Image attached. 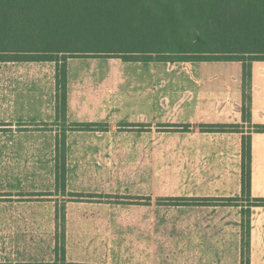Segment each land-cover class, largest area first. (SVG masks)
<instances>
[{
	"label": "crops",
	"instance_id": "1",
	"mask_svg": "<svg viewBox=\"0 0 264 264\" xmlns=\"http://www.w3.org/2000/svg\"><path fill=\"white\" fill-rule=\"evenodd\" d=\"M99 58L66 60L64 114L57 111L54 61H0V264L47 262V240L28 225L46 222L48 195L126 190L129 144L141 197L136 223L145 229L137 234L136 264H241L247 208L249 264H264V205L253 204L264 199V132L255 129L264 125V60L93 61ZM61 123L69 129L60 157L64 192L55 178ZM244 137L249 200L241 192ZM53 214L59 221L57 202ZM83 248L66 244L65 262L104 260ZM77 251L86 259H67Z\"/></svg>",
	"mask_w": 264,
	"mask_h": 264
},
{
	"label": "trees",
	"instance_id": "2",
	"mask_svg": "<svg viewBox=\"0 0 264 264\" xmlns=\"http://www.w3.org/2000/svg\"><path fill=\"white\" fill-rule=\"evenodd\" d=\"M72 57L264 60V0H0V61H54L57 111L61 114L66 108V60ZM90 126L72 124L71 127ZM255 129L264 132V125ZM60 148L64 155V138L57 140L55 147L56 186L64 192L65 164L62 160L60 165ZM241 175L242 196L249 200L247 137L242 144ZM253 204L264 205V199H254ZM242 215L241 264H249V209H243ZM58 251L56 248V255ZM60 251L64 264H87L67 263L63 244Z\"/></svg>",
	"mask_w": 264,
	"mask_h": 264
},
{
	"label": "rangeland",
	"instance_id": "3",
	"mask_svg": "<svg viewBox=\"0 0 264 264\" xmlns=\"http://www.w3.org/2000/svg\"><path fill=\"white\" fill-rule=\"evenodd\" d=\"M100 57L95 62L106 63L108 60ZM92 61V60H91ZM74 64L79 61L71 62ZM83 63V62H80ZM249 63V62H247ZM247 73V71H246ZM243 84L248 89L249 80L247 74L243 79ZM59 99V98H58ZM60 102V99H59ZM67 125L61 123L60 134L63 139ZM59 156H63V149L60 148ZM127 164V183L126 190L110 192V196L105 195L103 191L94 193H65L64 197L58 195L52 197L48 195V216L46 222L29 224L33 233L41 232L42 239L47 240L49 249V258L47 262L41 264H64L61 255L62 244L83 245V250L97 252L98 255H104V260L98 264H136V238L137 234L143 232V225L136 223V207L141 203V197L136 196L135 183V144H129V158ZM104 183L105 177H98ZM93 179L90 177L89 180ZM73 194V195H71ZM75 199L74 201H67ZM162 200V199H160ZM57 202L59 213L62 206L67 207V225L62 229V222H55L53 214L54 203ZM59 214V215H60ZM6 227V226H5ZM58 248V256L56 255ZM77 251L76 256L67 253V259L84 258L86 253ZM59 259V260H58Z\"/></svg>",
	"mask_w": 264,
	"mask_h": 264
}]
</instances>
